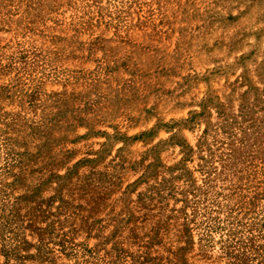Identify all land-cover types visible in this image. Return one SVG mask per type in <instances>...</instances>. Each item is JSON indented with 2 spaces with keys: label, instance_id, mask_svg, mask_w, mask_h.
Listing matches in <instances>:
<instances>
[{
  "label": "rangeland",
  "instance_id": "1",
  "mask_svg": "<svg viewBox=\"0 0 264 264\" xmlns=\"http://www.w3.org/2000/svg\"><path fill=\"white\" fill-rule=\"evenodd\" d=\"M5 264H264V0H0Z\"/></svg>",
  "mask_w": 264,
  "mask_h": 264
},
{
  "label": "clouds",
  "instance_id": "2",
  "mask_svg": "<svg viewBox=\"0 0 264 264\" xmlns=\"http://www.w3.org/2000/svg\"><path fill=\"white\" fill-rule=\"evenodd\" d=\"M0 264H5V262H4L2 257H0Z\"/></svg>",
  "mask_w": 264,
  "mask_h": 264
}]
</instances>
